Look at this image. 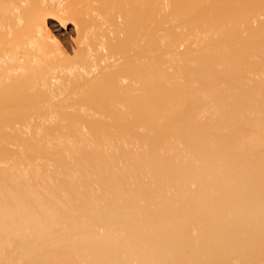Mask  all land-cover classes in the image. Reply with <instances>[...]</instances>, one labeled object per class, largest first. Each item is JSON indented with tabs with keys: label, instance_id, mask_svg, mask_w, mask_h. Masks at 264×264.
Masks as SVG:
<instances>
[{
	"label": "bare ground",
	"instance_id": "1",
	"mask_svg": "<svg viewBox=\"0 0 264 264\" xmlns=\"http://www.w3.org/2000/svg\"><path fill=\"white\" fill-rule=\"evenodd\" d=\"M0 105V264H264V0H0Z\"/></svg>",
	"mask_w": 264,
	"mask_h": 264
},
{
	"label": "rangeland",
	"instance_id": "2",
	"mask_svg": "<svg viewBox=\"0 0 264 264\" xmlns=\"http://www.w3.org/2000/svg\"><path fill=\"white\" fill-rule=\"evenodd\" d=\"M48 24H49V26L51 27V29L56 33V35L60 38L61 42H62V43L68 48V50H70V52H71V50L74 49V48H75V45H76V44H75L76 36H77V35H76V34H77L76 26H74V24H72L71 22H67V23L65 24V27H64V26H62L59 22H57L56 20H52V19H50V18H48ZM72 44H73V45H72ZM71 46H72V47H71ZM73 46H74V48H73ZM71 48H72V49H71ZM15 94H17L16 96L21 97V95H19L18 93H15ZM15 94L13 93V95H15ZM24 95H25V94H24ZM34 95H35V94H34ZM34 95H33V96H34ZM6 96H7V95H6ZM6 96H5V97H6ZM8 96H9V95H8ZM27 96H28V94H27ZM29 96H30V95H29ZM36 96H38V95H36ZM22 97L24 98V96H22ZM31 97H32V96H31ZM31 97H30V98H31ZM34 97H35V96H34ZM75 101H76V100H75ZM77 102H79L78 104H80V100H77ZM77 102H75V103H77ZM81 103H83V102H81ZM76 105H77V104H75L74 107H75ZM0 106H1V105H0ZM3 106H4V105H3ZM7 108H9V107H7ZM22 108H24V107H22ZM26 108H27V107H25L24 109H26ZM3 109H4V108H3ZM3 109H2L0 115H3V118H6V117H7L8 115H10V114L8 113V115H6V114H5L6 111H3ZM11 109H12V107H11ZM18 109H19V108H18ZM24 109H23V110H24ZM31 109H32L33 111L36 110V109H33L32 107H31ZM8 110L10 111V109H8ZM28 110H30V108H29ZM24 111H25V110H24ZM26 111H27V109H26ZM39 111H40V110H39ZM7 112H8V111H7ZM14 112H15V111H14ZM21 112H23V111H21V109H20V112H17V113H20L21 115H23ZM29 112H31V110H30ZM29 112H28V114H29ZM69 112H71V110H69ZM2 113H3V114H2ZM15 113H16V112H15ZM23 113L25 114V112H23ZM31 113H32V112H31ZM34 113H35V112H34ZM34 113H33V114H34ZM12 114H14V113H13V110H12ZM20 114L17 115V116H19L20 118H24L25 116H27V115H24V116L22 117ZM26 114H27V113H26ZM4 115H6V117H4ZM29 115H30V114H29ZM31 115H32V114H31ZM15 116H16V115H15ZM15 116L13 117L15 120L13 119L14 121L12 120V122H13L14 124H16L15 122L18 121V123L21 122V124H22V120L18 117V118L21 120V121H19V119L16 118ZM7 119H9V118H7ZM2 120H3V119H2ZM9 120H10V119H9ZM9 120H8V121H9ZM10 121H11V120H10ZM3 122H4V121H3ZM12 122H11V123L9 122L10 124L7 123V124H8V127H7V128L9 129V134H10V135L13 134V135L11 136V139H10V140H9L8 138L6 139V140H9V141H11L12 139L14 140V138H12V137H15V136H14V133L16 132V134H17L18 129H20V127H19L18 129H16L17 126H18V125L16 124V125H17V126L15 125L16 128L13 126L16 130H15V131H12L13 133H10V132H11L10 130H14L13 127H12L11 129L9 128V126L11 127L12 125H14V124H12ZM0 124L3 125V123H0ZM7 124H5V126H0V130H3V129L5 130V128L2 129V127H6ZM11 124H12V125H11ZM19 126H20V123H19ZM30 126H31V127H29V128H31L30 131L33 130L34 127H35V129L37 128V127H36L35 125H33V124H30ZM32 126H33V127H32ZM48 126L50 127L49 124L44 125V127H48ZM51 126H52V125H51ZM53 126H54V125H53ZM53 126H52V128L54 129V132H55V129H57L58 126H56V128H54ZM87 126H88V124H87ZM21 127H22V125H21ZM40 127H41V131H42V130L45 131V132L43 131V132H44L43 134L45 135V133H46V137L51 138L50 136L54 133V132H53V129H52V128H47V132H50V133H47V132H46V128H44L42 125H41ZM42 128H43V129H42ZM8 129H7V130H8ZM35 129H34V130H35ZM84 129H85V130H86V129L88 130L89 127L86 128V124H85ZM84 129H83V130H84ZM4 130H3V131H4ZM7 130H5V131H7ZM50 130H52V132H51ZM3 131H2V133H3ZM88 131H89V130H88ZM88 131H87V133H88ZM56 132H58V131L56 130ZM85 132H86V131H85ZM0 133H1V131H0ZM2 133H1V134H2ZM58 133H59V132H58ZM58 133H57V134H58ZM9 134H8V131H7L6 134L3 133L2 135H3V137H4L5 135H9ZM30 134H31V136L33 135V134H32V131L30 132ZM30 134H29V138L26 139L27 141H25V142H27V146H28V148H29V146H31L30 144H33V143H34V147H35V148L32 146L31 148H29L30 151H31L32 149H36V150H32V151H33V154H34V151L36 152V154H37V152H38V153H39V152H40V153H43L44 150L46 151L47 149H45V147H46L45 145H47V144L44 143V141H43V143H44L45 145H44L43 143H42V144L39 143L38 141H40V142H42V141H41V140H38L36 136H35V137H36L37 140L35 139V137L32 138L34 135L31 137ZM55 134H56V133H55ZM57 134H56V135H57ZM47 135H48V136H47ZM49 135H50V136H49ZM53 135H54V134H53ZM59 135H60V134H59ZM59 135H58V137H59ZM26 136L28 137V135H26ZM3 137L0 136V140H2ZM7 137L10 138V136H7ZM27 137H26V138H27ZM55 137H56V138H55ZM5 138H6V137H4L3 140H5ZM24 138H25V137H24ZM29 139H30V140H29ZM31 139H32L33 141H31ZM52 139H56L55 141H57V136H55V135L52 136ZM6 140H5L4 142L2 141L3 143L0 142V145H1V148H0V149H2L3 152H4V151L7 152V154H5V152L3 153L2 150H1L0 155H1L2 153L5 154L6 156H8V157H6V159H7V158L9 159L10 157H12V158H10V159H12V161H13V157L16 156V153H17V154L21 153L22 150H23V147H24V150H25V151H26V149H28L27 146L24 145L25 142H21V143L23 144V147H22L21 145H19V144H15V145H17V146H21V148H22V150H21V148L18 147V148H19V151H20V152L18 153V148H17V146L13 145L12 142H11L12 145H10L11 143H10V142L7 143ZM13 140H12V141H13ZM34 140H35V141H34ZM28 141H29L30 144H28ZM36 141H37V142H36ZM31 142H33V143H31ZM35 142H36V143H35ZM5 143H6V144H5ZM52 143L55 144V142H52ZM7 144H8V145H7ZM38 144H41V145H40V146H37ZM2 145H3V146H4V145H7L8 147H11L10 150H12V148H13V150H14V147H16V148H15V152L12 150L13 153H14L15 155H13L12 151H11V153H10V151H8L9 149H8L7 146H4V147H5V149H4ZM9 145H10V146H9ZM35 145H36L37 147H36ZM12 146H13V147H12ZM42 146H45V147H42ZM39 147H40V148H39ZM37 148H38L39 150H38ZM43 148H44V149H43ZM24 150H23V152L25 153ZM27 151H28V152H27L28 155H30V154H29V153H30L29 150H27ZM32 151H31V152H32ZM23 152H22V153H23ZM46 152H47V153H48V152L50 153V151H46ZM52 152H53V151H52ZM56 152H57V151H56ZM8 153H9V154H8ZM22 153H21V154H22ZM40 153H39V154H40ZM47 153H46V154H47ZM3 154H2V155H3ZM10 154H11V155H10ZM44 154H45V153H44ZM9 155H10V156H9ZM12 155H13V156H12ZM22 155H23V154H22ZM37 155H38V154H37ZM42 155H43V154H42ZM1 157H2V156H1ZM3 157H4V156H3ZM3 157H2V159H3ZM14 158H15V157H14ZM4 159H5V157H4ZM6 159H5V160H6ZM10 159H9V160H10ZM9 160H6V161L8 162ZM10 162H11V161H10ZM10 162H8V163H10Z\"/></svg>",
	"mask_w": 264,
	"mask_h": 264
}]
</instances>
